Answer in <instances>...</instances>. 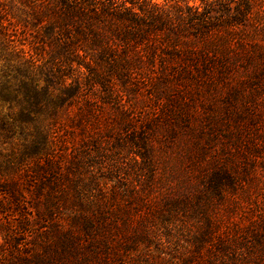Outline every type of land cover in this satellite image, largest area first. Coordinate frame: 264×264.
I'll return each mask as SVG.
<instances>
[{
    "label": "trees",
    "instance_id": "obj_1",
    "mask_svg": "<svg viewBox=\"0 0 264 264\" xmlns=\"http://www.w3.org/2000/svg\"><path fill=\"white\" fill-rule=\"evenodd\" d=\"M21 1L29 19L15 18L0 0V98L9 103L0 130L15 139L0 150L3 264H63L73 256L70 242L80 234L68 223L78 215L64 214L59 203L69 178L86 186L89 157L66 151L78 142L74 132L95 151L99 133L136 125L131 139L137 134L142 155L155 146L159 128L169 134L161 152L171 169L186 170L196 159L205 167L219 151L242 157L240 175L214 160L207 167V194L219 202L189 212L201 223L188 226L186 253L172 262L264 264V0H223L213 18L201 2ZM21 31L27 44L18 42ZM136 82L150 90L137 88L144 98L127 97ZM95 85L114 100L104 118L82 92ZM140 99L158 107L139 108ZM99 188L104 202L109 186ZM27 195L43 199L44 211L34 213ZM96 208L80 213L86 227L106 213Z\"/></svg>",
    "mask_w": 264,
    "mask_h": 264
},
{
    "label": "rangeland",
    "instance_id": "obj_2",
    "mask_svg": "<svg viewBox=\"0 0 264 264\" xmlns=\"http://www.w3.org/2000/svg\"><path fill=\"white\" fill-rule=\"evenodd\" d=\"M3 1L4 7L15 18H30L21 0ZM157 1L160 3L167 1L172 5L175 0ZM185 1L189 5H198L201 2V8L211 18L216 11L217 14L223 11L218 5L223 0H178L180 3ZM261 17V24L264 28V13ZM256 19L259 23L258 18ZM17 33L18 42L27 44L29 34L23 31ZM26 47L25 45L24 48ZM81 70L84 75L87 74L84 68ZM254 86L256 91L261 85L255 83ZM83 87L86 88L82 92L86 93L87 98L95 100L94 104L98 105L102 114L101 118H104L105 113L114 106V100L108 99V101L99 85L92 88ZM138 87L144 95L150 92L136 82L126 87L127 97L144 98V96H137ZM141 106L146 110L158 107L154 100L142 102L140 99L137 107ZM8 111V101L0 98V113L8 114ZM102 122L104 123L103 119ZM86 126L91 132L96 130L92 129L89 124ZM124 127L120 126L114 131L108 130L109 137H102L103 133H99L98 139L102 145L95 151L91 142H81L84 133L80 134L77 129L74 137L78 139V142L72 151H70L71 147L66 149L70 154L75 153L80 161L82 158L86 160V156L89 157L84 166L88 170L87 173L83 176V168L79 171L86 186L76 187V180L69 178L71 180L61 191L59 205L64 214L78 215L76 222H69L68 225L71 226L73 232L80 234L71 240L70 243H74L72 248L74 254L73 256L68 255L63 264H175L171 259L177 260L186 253L183 240L188 236V226L193 221L201 223L199 218L194 219L192 215L189 216V212L197 207L209 210L215 205L214 202H219L216 195L207 194L205 180L208 174L207 167L213 165L214 160V163L216 161V163L226 165L229 170L233 171V174H241L242 157L240 152L233 148L232 154L219 151L213 160H208L205 155L208 160L205 167H201L200 161L196 159L194 162L187 163L186 170L171 169V161L169 158H163L161 152L163 144L167 147L172 142L169 134L159 128L160 138H155V146L149 149L148 155H142V148L136 145L137 134L133 136V141L131 139V135L134 134L133 130L137 132L139 127L137 125L136 127ZM14 140V138L6 137L0 130V150L9 148ZM227 156H230L229 160ZM248 157L253 158L250 153ZM90 158L94 161L91 162ZM92 177L97 178L99 186L102 184L109 186L104 202H100L101 190L99 186L92 185L94 184ZM259 185L263 190L264 182L260 181ZM27 199L34 213L44 211L42 198L38 201L33 195H27ZM89 205L90 207H86ZM91 208L104 210L106 213L97 222L86 227L79 215L85 209L91 211ZM130 221L134 225H130ZM53 237L58 240L57 236L53 235ZM4 245H6L4 232L0 230V248ZM4 262L0 256V264Z\"/></svg>",
    "mask_w": 264,
    "mask_h": 264
}]
</instances>
